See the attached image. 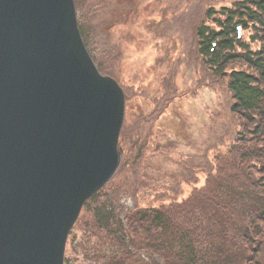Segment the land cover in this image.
Masks as SVG:
<instances>
[{
    "label": "trees",
    "instance_id": "obj_1",
    "mask_svg": "<svg viewBox=\"0 0 264 264\" xmlns=\"http://www.w3.org/2000/svg\"><path fill=\"white\" fill-rule=\"evenodd\" d=\"M207 7L194 46L228 97L229 130L165 134L150 152L151 132L127 120L120 170L85 204L65 264H264V0Z\"/></svg>",
    "mask_w": 264,
    "mask_h": 264
},
{
    "label": "water",
    "instance_id": "obj_2",
    "mask_svg": "<svg viewBox=\"0 0 264 264\" xmlns=\"http://www.w3.org/2000/svg\"><path fill=\"white\" fill-rule=\"evenodd\" d=\"M124 120L74 0H0V264H64L84 204L121 165Z\"/></svg>",
    "mask_w": 264,
    "mask_h": 264
},
{
    "label": "rangeland",
    "instance_id": "obj_3",
    "mask_svg": "<svg viewBox=\"0 0 264 264\" xmlns=\"http://www.w3.org/2000/svg\"><path fill=\"white\" fill-rule=\"evenodd\" d=\"M232 1L115 0L94 18L92 25L102 35L113 28V44L103 39L99 42L110 45L114 56L118 55L113 62L114 76L128 95V118L151 132L150 152L165 135L163 129L194 140L205 139L212 122L220 131L229 130L228 97L215 77H209L208 66L197 59L194 27L201 17L198 14H205L207 6L218 9ZM122 22L123 27L118 25ZM144 22L150 23V28L144 27ZM244 33L248 40L251 32ZM226 75L225 71L221 76ZM149 109L162 113V124L157 118H145L147 113L142 111ZM137 128L132 129L136 132ZM204 183L202 176L197 186ZM190 189L185 187L184 197ZM125 205L130 208L131 200Z\"/></svg>",
    "mask_w": 264,
    "mask_h": 264
}]
</instances>
